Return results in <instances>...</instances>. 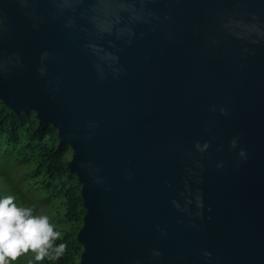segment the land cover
I'll list each match as a JSON object with an SVG mask.
<instances>
[{"label": "water", "instance_id": "95a60500", "mask_svg": "<svg viewBox=\"0 0 264 264\" xmlns=\"http://www.w3.org/2000/svg\"><path fill=\"white\" fill-rule=\"evenodd\" d=\"M0 6V55L23 62L0 74V99L71 148L79 264H264V41L237 38L252 14L264 22V0H143L142 12L141 0H74L60 16L38 0L33 18L16 0ZM237 134L241 163L229 150ZM198 189L203 219L172 203L193 198L195 212Z\"/></svg>", "mask_w": 264, "mask_h": 264}, {"label": "trees", "instance_id": "16d2710c", "mask_svg": "<svg viewBox=\"0 0 264 264\" xmlns=\"http://www.w3.org/2000/svg\"><path fill=\"white\" fill-rule=\"evenodd\" d=\"M70 152L68 144L59 142L56 128L50 123H39L32 110L14 112L0 99V162L22 167L19 181L0 173L3 192L10 193V189L20 199L17 205L31 207L34 213L37 203L29 200L27 192H40V202L49 206L50 219L62 233L63 240L57 243L66 244L60 258L35 259L33 264H79L82 245L76 233L85 209L80 183L68 168Z\"/></svg>", "mask_w": 264, "mask_h": 264}, {"label": "clouds", "instance_id": "9594fccd", "mask_svg": "<svg viewBox=\"0 0 264 264\" xmlns=\"http://www.w3.org/2000/svg\"><path fill=\"white\" fill-rule=\"evenodd\" d=\"M22 8L27 9L25 15L33 18L36 15V5L38 0H16ZM52 8V14L54 16L64 15L65 12L72 10V4L74 0H49ZM143 11V0H141V12ZM148 16H154L155 14L151 11L147 12ZM6 13L3 7L0 6V40L6 39L10 32L8 24L5 22ZM159 19L158 16H155ZM67 27L74 26V20L71 18L67 19ZM33 27H38V24H33ZM246 35H238L237 38L246 39L249 43L257 44L264 41V22H261L259 18L252 14L251 21L244 26ZM134 34V33H133ZM131 43V39L128 40ZM247 52L248 50L245 49ZM51 54L45 50L40 54V64L37 68V72L41 76L48 74L46 61L50 59ZM113 62L118 61L117 56H111ZM22 57L19 52L8 53L7 56L0 55V74L10 71L13 67H22ZM243 67V65H241ZM114 72L121 71L120 69H113ZM217 109L213 106L212 111L215 112ZM222 115H228V110L224 107L219 109ZM207 130V129H206ZM90 138V137H89ZM240 134L234 136L229 142V150L237 151L238 163L243 162L247 159V150L240 147L239 145ZM210 146V142L205 141L200 143L197 141L194 145L195 149L199 153H204ZM220 150L219 148L217 149ZM197 167L203 168V164L197 160ZM217 167H223V161L217 163ZM129 172V177H131ZM196 175V174H195ZM200 182V179H197ZM96 183H101L99 179ZM183 195V193H182ZM196 211L192 212L190 205L193 204V198L185 197V203L183 206L173 200V205L180 211L187 213L189 217L196 216L203 219V197L200 190H197V195L194 197ZM208 211L211 212V206L208 207ZM211 217H209L210 219ZM183 223V221H181ZM192 227H196L193 223ZM159 229V225L156 226ZM160 235L166 237L167 231L160 229ZM58 240H63L62 233L56 230V226L52 223L50 217L45 214H34V210L31 207H21L15 202L14 196H5L0 198V264H11L12 261H16L21 255L28 253L29 251L35 253L36 261H41L45 257L49 259L60 258L65 250L66 244L61 242L57 243ZM151 256L160 258L163 253L159 249H152ZM203 256L207 259H211L212 253L205 250ZM135 264H140L137 260Z\"/></svg>", "mask_w": 264, "mask_h": 264}, {"label": "rangeland", "instance_id": "374dc122", "mask_svg": "<svg viewBox=\"0 0 264 264\" xmlns=\"http://www.w3.org/2000/svg\"><path fill=\"white\" fill-rule=\"evenodd\" d=\"M71 153H69V159L71 157ZM22 169V167H13V165L9 164V163H1L0 162V173H4L6 174L9 178H11L12 180H17L19 181L18 177H19V170ZM21 183V182H20ZM6 188V187H5ZM8 189V188H6ZM8 191L10 193H4L3 192V187L2 185H0V198L5 197V196H14L15 197V202L18 204L20 199L18 197H16V195L12 194V191L10 189H8ZM28 194V198L31 202H35L36 205V212L34 214H45L48 215L49 217L51 216L49 211H47L49 209V206H45L44 204H42L40 202V192L38 191H30L27 192ZM53 208H55V202L52 204ZM22 207V206H21ZM35 260V253L29 251L26 254L21 255L16 261H12L11 264H33Z\"/></svg>", "mask_w": 264, "mask_h": 264}]
</instances>
